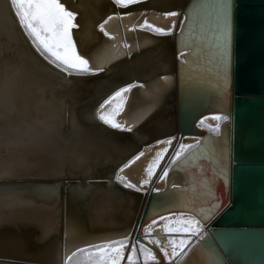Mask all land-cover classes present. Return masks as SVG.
Here are the masks:
<instances>
[{"label":"bare ground","instance_id":"1","mask_svg":"<svg viewBox=\"0 0 264 264\" xmlns=\"http://www.w3.org/2000/svg\"><path fill=\"white\" fill-rule=\"evenodd\" d=\"M219 2L145 0L118 11L109 9L105 0H61L75 13L73 23L78 27L71 30L72 38L78 54L89 61V72L106 70L96 78L70 84L23 59L0 3V67L5 81L12 78L21 86L15 98L16 113L5 111L0 121V187L4 188L0 200V264H66L76 251L85 249L84 254L92 258L89 248L93 245L103 244L98 248L105 249L112 245L113 251L130 240L136 244L139 240L137 245L144 244L143 249H138L137 259L130 251L123 264L185 262L199 236L207 232L206 221L225 199L222 185L227 134L218 137L220 128L217 132L204 123L221 126L223 120L214 119L217 115L230 119L223 100L227 91L221 89V55L214 18ZM173 12L178 14L166 15ZM173 24L171 45L159 38L156 33L161 32L156 29L166 32ZM44 55L51 62L53 58ZM41 74L51 81V89H43ZM129 86L128 92L114 96ZM57 87L62 89L61 95ZM56 93L57 98H49ZM171 93L176 109L181 94L185 115L206 102L214 103L216 110L196 121L204 131L183 137L171 132L177 122ZM101 115L110 122L101 120ZM91 119L110 127L120 124L123 132L105 131L89 124ZM37 120L45 121L49 132L30 142L22 140L24 123ZM127 128L131 131L124 130ZM204 132L213 137L204 139ZM198 141L202 145L197 150L173 163L178 150L191 143L196 146ZM123 152L130 155L116 165ZM192 153L194 157L188 159ZM165 169L168 176L161 179ZM112 171L123 186L135 187L123 191L110 187L106 174ZM64 174H84L87 181L77 179L59 188L55 178ZM144 180L148 184L142 186ZM134 189L145 199L152 189L167 190L159 203L165 210L153 205L138 238L135 234L145 202L133 227L142 201ZM178 223L198 230V235L167 228ZM185 264L220 262L211 248L203 245Z\"/></svg>","mask_w":264,"mask_h":264},{"label":"water","instance_id":"2","mask_svg":"<svg viewBox=\"0 0 264 264\" xmlns=\"http://www.w3.org/2000/svg\"><path fill=\"white\" fill-rule=\"evenodd\" d=\"M105 1H107L109 9L126 11L145 0L119 5L115 0ZM1 5L10 19L11 32L16 39L15 45L23 53V59L31 62L34 67L42 68L49 75H53L67 84L74 80H86L106 74L105 69L84 73L73 72L71 75L63 72L62 68H57L44 54L41 55V51L32 43V38L20 25L14 9L9 3L5 0ZM96 22L97 20L93 23L95 30ZM231 30L229 83L226 96L223 98L226 105L225 110L230 114V119L221 122L220 131L216 134L218 137L222 136L224 132L227 134L223 162L224 183L222 185L225 199L218 210L206 221L207 232L199 236L197 244L182 264H185L203 245L211 248L220 264H264V0H234ZM156 34L167 44L172 45L171 32ZM178 34L175 35L177 41L179 40ZM2 47L1 44L0 57L2 56ZM176 66L177 68L180 66L178 60H176ZM174 70L173 68L172 71ZM40 77L43 89H51V81L44 74H41ZM127 81L135 83L136 80L128 78ZM121 82L122 80L116 83ZM116 83L111 84L107 91L109 92ZM57 89L58 94L62 92L60 87ZM57 93L50 95L49 98H57ZM172 97L171 93L170 104L177 111V122L171 132L174 134L178 132L183 137L185 134L204 131L203 128L196 125V121L203 115L216 110L214 103L206 102L185 115L182 110L181 94L178 96L177 109ZM89 124L108 132H123L95 119H91ZM202 136L204 139L213 137L209 132L202 133ZM201 145L202 142L181 158L197 150ZM128 155L130 154L126 152L121 153L116 165ZM82 175L64 174L56 177L55 180L59 181L57 185L60 188L63 185L70 186V181L77 179L85 183L87 180ZM106 177L108 185L117 191L130 189L115 180V171L107 173ZM166 192L167 190L152 189L145 199V196L141 197L140 191L133 190L134 194L142 198V201H139L137 212L135 211L136 218L133 227L137 223L140 210L145 202L139 228L135 234L137 238L141 235V226L145 218L149 217L153 205L162 209L159 203ZM184 209L192 210L191 207ZM202 216V220L205 221V217ZM148 264L169 263L154 261Z\"/></svg>","mask_w":264,"mask_h":264},{"label":"snow or ice","instance_id":"3","mask_svg":"<svg viewBox=\"0 0 264 264\" xmlns=\"http://www.w3.org/2000/svg\"><path fill=\"white\" fill-rule=\"evenodd\" d=\"M5 2V0H0V3ZM9 5L14 9L15 16L18 18L20 25L26 30V34L32 37V43L34 45L40 46L42 48L41 55L45 52L50 54L54 59L51 60L57 68L62 67V71L71 75L73 72H89L88 68L89 61L78 54L75 46V42L72 38V29L78 27V25L73 23L75 13L66 9L65 4L61 3V0H6ZM116 3H120L121 0H115ZM128 4L142 2V0H127ZM233 8L234 0H220L214 9V18L217 24V38L219 41L220 55H221V89L226 92L229 83V64H230V41L232 36L231 23L233 18ZM178 13H166V15H177ZM187 19V17H185ZM183 26V25H182ZM173 28L167 30L171 32ZM157 32H165L164 29L157 28ZM184 53L181 52V56ZM47 58V57H46ZM71 69V72H70ZM103 71V69L99 70ZM130 87L121 88L114 93L115 97H120L122 93H126L130 90ZM21 91V86L17 82L8 78L5 81L4 72L2 67H0V121L5 118V111L9 114L16 113V103L15 98L17 94ZM112 97L106 100L104 103L110 102ZM45 103H48L45 101ZM103 107V105H101ZM100 119L105 123H109L108 119L101 115ZM215 120L228 121V115H217L214 117ZM115 128H122L120 124H113ZM220 125L215 126L214 131L219 130ZM126 131H131V128L124 129ZM49 132L48 125L45 121H33L31 123H24V128L20 132V137L22 140L32 141L37 139L41 135H46ZM159 143V142H158ZM199 141L197 146H199ZM183 147V146H182ZM192 149L193 145L187 146ZM142 155V153H141ZM189 156L188 159L194 157ZM138 158V157H137ZM181 152L178 150L175 153V158L173 163L180 160ZM126 166V165H125ZM168 176V170L163 171V175L160 177L163 179ZM148 180L142 182L143 185H147ZM126 187H135L134 185H125ZM4 188L0 187V200L3 199ZM19 202V201H18ZM156 223V221H153ZM195 223H199L196 221ZM186 233L190 232L191 235H198V230H192L190 228H185ZM139 240H137V244ZM184 243V241H182ZM137 244H133L131 247V252L135 253ZM127 243L120 245V248H115L113 251L116 252L117 256L120 254L121 248H127ZM175 254V253H174ZM70 259V258H69ZM131 260V256H129ZM112 264H117L116 260L113 259Z\"/></svg>","mask_w":264,"mask_h":264},{"label":"rangeland","instance_id":"4","mask_svg":"<svg viewBox=\"0 0 264 264\" xmlns=\"http://www.w3.org/2000/svg\"><path fill=\"white\" fill-rule=\"evenodd\" d=\"M46 54L50 56V54H48V53H46ZM204 123L209 128H211L212 130L215 129V126H212L207 122H204ZM193 144L194 143H191L189 145H193ZM187 148H188L187 146L184 149L181 148L180 152L181 153L184 152ZM122 178H124V177H122ZM167 228L170 231L179 232V231L184 230L186 227L184 226L183 223H178V224L170 225ZM133 244H136L135 241H133V240L128 241L127 248H121L119 256H117V254L115 252L113 253V251L110 250L112 245H110L109 246L110 248H108V249L98 248L99 246H103V244H101V245L98 244L96 246L93 245L89 248L90 252L91 253L93 252L92 258L89 256H86L84 254V251H86L85 249L84 250L80 249L81 251H78V252L76 251L69 257L70 259H68L66 264H106V263H109V261H110V263H112L113 259L116 260L117 264H120V263L123 264L127 260L128 254L130 253L131 247ZM143 245L141 244L140 247H138V245H137L136 252L134 253V256L136 259L138 258V249L141 248V250H142ZM119 248H120V246H119ZM105 252H106V254H105ZM108 253H109V255H108ZM96 254H98V255H96ZM113 254L115 256L114 258L112 257Z\"/></svg>","mask_w":264,"mask_h":264}]
</instances>
